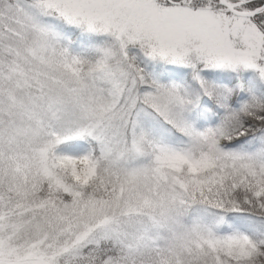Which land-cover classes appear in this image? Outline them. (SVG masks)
<instances>
[{"label": "snow or ice", "instance_id": "6c2138e0", "mask_svg": "<svg viewBox=\"0 0 264 264\" xmlns=\"http://www.w3.org/2000/svg\"><path fill=\"white\" fill-rule=\"evenodd\" d=\"M0 264H264V0H0Z\"/></svg>", "mask_w": 264, "mask_h": 264}]
</instances>
